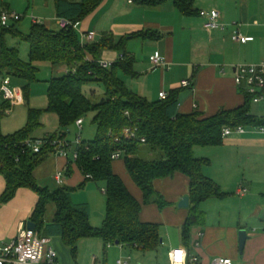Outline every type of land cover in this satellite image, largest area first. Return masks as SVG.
<instances>
[{
	"label": "trees",
	"instance_id": "1",
	"mask_svg": "<svg viewBox=\"0 0 264 264\" xmlns=\"http://www.w3.org/2000/svg\"><path fill=\"white\" fill-rule=\"evenodd\" d=\"M104 1L56 0L57 16L80 24ZM169 1L185 17L200 16L195 7L196 0H134V3L157 7ZM0 30L3 35L10 33L30 44V61L24 62L17 49L9 48L4 41L0 42L1 76L24 80L30 86L38 82L39 64L64 67V75L53 77L48 82L46 112L55 114L60 128L67 132H71L77 120L94 114L93 124L97 127V135L93 141H83L75 164L87 181L105 183L107 213L103 226L94 228L90 223L89 206L71 202V194L75 190L61 187L52 192L39 185L34 172L49 156L51 149L45 147L36 154L25 146L28 139H37L35 133L41 127L43 112L32 109L29 110L26 127L11 135L0 133V175L6 182L0 204L12 202L21 189L36 193L39 200L30 221L36 225L42 237L59 236L71 249L74 259L78 257V244L93 238L102 239L107 246L119 242L143 252H156L162 246L161 226L141 221L143 204L114 172L112 156L121 151L128 174L143 194L144 205L157 204L161 210L165 209L168 203L155 189V182L182 174L189 179L191 211L182 230L183 238H189L192 227L204 225L206 214L199 209L200 204L210 199L225 198L228 194L203 174L209 160L197 158L195 151L198 148L222 146L223 131L227 127L264 126V120L251 114L253 102L250 96L243 94V107L222 111L212 117L198 113L183 115L178 112L177 93L165 100L150 102L128 88L120 74L129 78L138 77L135 59L126 51L128 38L116 40L107 34L98 42L83 43L79 32L73 27L56 32L38 23H33L28 35L22 34L16 25L8 27L0 24ZM134 37L160 39L158 34L150 31ZM107 50L123 55L106 69L100 62ZM90 84H103L105 87L104 96L97 102L84 93V87ZM29 86L22 90L27 103L30 99ZM9 108V103L3 100L0 116H5L3 113ZM126 128L137 129L139 137L145 138L146 143L123 138ZM59 134L49 136L56 138ZM121 137L122 142L116 143V138ZM143 149L152 154L160 153L161 157L144 159L140 156ZM68 173H71V168ZM83 187L85 184L79 189ZM52 205L55 212L51 224H48Z\"/></svg>",
	"mask_w": 264,
	"mask_h": 264
},
{
	"label": "crops",
	"instance_id": "2",
	"mask_svg": "<svg viewBox=\"0 0 264 264\" xmlns=\"http://www.w3.org/2000/svg\"><path fill=\"white\" fill-rule=\"evenodd\" d=\"M34 3L38 6V0H33L32 5ZM44 5L42 10L33 8L32 22L35 19L36 23L51 29L58 18L56 0H45ZM195 7L200 13L218 10L225 28L210 33L205 29V20L201 16L185 17L171 1L157 7H144L131 4L129 0H105L80 23L78 32L80 36L93 34L94 42L100 41L107 34L116 40L128 38L126 51L135 59V70L138 73V77L131 78L135 82L134 93L150 102L160 101L162 93H166L168 98L177 93L180 114L198 113L212 117L222 111L239 109L245 104V97L235 82L236 67L264 63V0H196ZM3 8L12 12L6 4ZM235 30L251 40L245 44L235 42ZM144 31L155 32L160 39L134 37ZM136 40L142 48L141 58L130 48ZM122 55L107 50L102 61L115 62ZM155 55L163 56L170 68L153 69L150 58ZM57 71L64 75L66 68L59 67ZM185 81L191 87L183 88L182 82ZM91 97H96V94L93 93ZM2 104L3 101L0 109ZM251 114L264 120V105H253ZM257 128L249 127V133L245 135L234 134L224 138L222 146L196 149V156L199 153L201 159L209 160V164L203 168V174L228 195L200 204L199 209L206 214L205 223L192 227L187 240L183 238L182 230L191 211L179 207L190 192L186 176L176 174L172 178L155 182V189L168 203L163 210L157 204L144 205L141 190L138 197L134 195L143 204L141 221L160 225L161 233L163 228L166 229L162 233L165 264H170V252L178 248L188 251V264H212L221 257L230 258L233 264H264V134L258 133ZM60 131L63 133L66 130ZM69 137L71 139V132ZM68 164L67 158L49 155L35 170L34 177L39 184V181L50 179L58 186L57 189L66 187L75 191L83 184L85 187L82 189L93 182L86 180L75 163L71 165L69 174L66 171ZM113 169L129 189L124 176L127 180H133L124 160L114 162ZM59 172L64 173L62 185L55 179ZM1 179L0 194L6 189L2 176ZM29 191L32 198L23 207V212L13 217L7 210L8 205L0 211V248L16 239L21 223L30 222L39 198L36 193ZM16 199L17 196L9 204L13 205ZM86 205L90 211L93 210L90 204ZM47 219L48 224H51L53 216L48 215ZM3 222L10 224L6 231L1 225ZM241 231H246L248 235L243 252L240 250ZM49 239L58 253L60 264H79L59 236ZM139 263L145 264L143 259Z\"/></svg>",
	"mask_w": 264,
	"mask_h": 264
},
{
	"label": "rangeland",
	"instance_id": "3",
	"mask_svg": "<svg viewBox=\"0 0 264 264\" xmlns=\"http://www.w3.org/2000/svg\"><path fill=\"white\" fill-rule=\"evenodd\" d=\"M29 2L31 3V5L29 4ZM44 2L45 0H38L37 6L36 3L32 5L33 0H0V16L5 12H9L8 9L3 8V5L6 4L7 7L11 8L12 12H15L23 17L19 24L9 23L8 27L16 25L17 29L22 34L28 35L33 25L32 11L34 9L42 10L43 8H45ZM26 13H28V15H26ZM51 29L56 32L61 30L58 25V18L55 19V24L52 25ZM1 41H4L9 48L17 49L19 51L21 59L24 62L30 61V44L27 41L23 40L20 37H15L10 33L3 35L0 30V42ZM136 42L132 44L130 48L131 51L137 53L138 58H141L142 48H140V45L138 44L139 41L136 40ZM57 69H54V67L50 63L39 64V72L37 75L38 82L30 84V86L29 83L24 80L14 77L11 78L12 84L10 86V89L16 95L15 108L10 114L7 115L6 113H3L5 116H0L1 134L11 135L26 127L28 123L29 110L31 109L43 112V115L41 117V127L35 133V136L37 138H44L47 133L56 134L61 132L57 116L53 113L46 112L48 107V82L53 77L62 76V74L58 72ZM120 76L125 81L128 88L133 91V85L135 83L134 80L125 77L123 74H120ZM3 77L5 76L0 75V86L3 81ZM27 86H29V103H27L22 96V90ZM105 92L106 90L103 84H90L84 87V93L90 98H92L91 96L93 93L96 94V97L92 98L96 102L104 96ZM2 101V98H0V104L2 103ZM93 118L94 114H90L88 117L84 118L85 124L83 126L84 129L81 132V136L84 141L87 142L93 141L97 135V127L95 124H93ZM71 133V139H74L78 134V131L75 127H73L71 129ZM140 156L144 159L154 160L161 157V154H152L147 149H143ZM196 157L201 159V154L197 153ZM124 178L126 179L130 187L129 189L131 194L138 197V195L141 194L140 189L135 185V183H133L129 179L127 180L126 175L124 176ZM0 181H2L1 175ZM39 182V185L41 187L49 188L52 192L57 190L58 188V186L54 184L50 179ZM105 189L106 185L103 182H90L86 186V188L78 189L71 194V202L74 205L90 204L93 209L90 212V223L94 228H101L104 224V218L107 213V196L104 193ZM2 195L3 193L0 194V198ZM31 198L32 194L29 190L25 189L21 191L19 195H17V199L15 200L13 205H10L9 203L0 204V211H2L3 206L5 207L6 205H8L9 207L7 208L9 209L7 210L9 214L14 217L16 214L23 212V207H26L25 205L27 204V202L30 203ZM235 202L237 205L239 204L238 201ZM54 212L55 207L52 205L49 209V217H52ZM100 216H104V218ZM1 225L4 227L5 231L10 227V224H7V222H3V224ZM165 232L166 229L163 228L162 233ZM142 254L147 255L142 256ZM77 256V261L79 262V264H95L94 258L98 260L97 264H117V261L120 259L124 261L130 259V264H140L139 262H142V259L145 264H165L164 251L162 246L156 252L142 253L140 250L124 244H111L107 246L106 243L100 238L82 240L78 244Z\"/></svg>",
	"mask_w": 264,
	"mask_h": 264
},
{
	"label": "built area",
	"instance_id": "4",
	"mask_svg": "<svg viewBox=\"0 0 264 264\" xmlns=\"http://www.w3.org/2000/svg\"><path fill=\"white\" fill-rule=\"evenodd\" d=\"M131 4L134 0H129ZM201 18L205 20V29L208 32H214L216 30H222L225 26L221 23V13L218 10L202 11L200 13ZM23 19L22 16L15 12H5L0 16V24L8 26L9 23L19 22ZM34 23L36 20L33 19ZM58 25L61 30H68L69 28H75L78 31L80 24H75L67 19L58 18ZM81 38L84 42H94L95 37L93 34H82ZM233 40L238 43L245 44L251 39L244 37L238 30H235ZM122 58V57H121ZM153 69H169L170 65L168 61L160 55H155L150 58ZM114 62L101 61L100 65L103 68H110ZM235 82L240 87L243 94H246L252 98L253 105H264V63L259 65H239L236 67ZM12 84L11 77L7 76L3 79L0 86V98L5 102H8L10 108L5 110L8 115L15 107L16 95L10 89ZM183 88L191 87L188 81L182 82ZM161 100L168 98L166 93L160 94ZM2 112V110L0 109ZM84 119L77 120L75 128L78 134L74 139H70L69 131L59 134L56 138H52L49 135L44 138H37L35 140L28 139L25 142V146L31 149L34 153L39 154L45 147H49L51 151L49 155L67 158L69 160L66 171L71 168L78 159V149L83 144V138L81 132L83 131ZM258 133L264 134V126L257 128ZM249 133L245 127L230 128L227 127L223 131V138H228L231 135L239 134L245 135ZM123 138H131L138 140L142 144L146 143V139L139 137L137 129L126 128L122 135ZM121 138H116V143L122 142ZM123 153L121 151L115 152L112 156L114 162L122 160ZM64 173L59 172L56 174L55 179L59 185L63 184ZM89 178V177H88ZM104 193L106 191L104 190ZM97 259L94 258V261ZM195 261H197L195 259ZM170 264H188L189 253L185 248H178L170 252L169 254ZM0 264H60L57 251L51 246V240L46 237H42L37 230H31L28 228V223H21L18 229L16 239L9 245L0 248ZM117 264H130V259L124 261L122 259L117 261ZM212 264H233V260L230 258H217Z\"/></svg>",
	"mask_w": 264,
	"mask_h": 264
},
{
	"label": "water",
	"instance_id": "5",
	"mask_svg": "<svg viewBox=\"0 0 264 264\" xmlns=\"http://www.w3.org/2000/svg\"><path fill=\"white\" fill-rule=\"evenodd\" d=\"M104 100H102V103H103ZM181 209H189L190 207V198L189 197H186L181 203H180V206H179ZM100 217H103L104 216H100ZM28 228L31 229V230H36V225L33 223V222H29L28 223ZM248 240V235H247V232L246 231H241L240 232V250L241 252L244 251V248H245V245H246V242ZM116 245H120L119 242L116 243Z\"/></svg>",
	"mask_w": 264,
	"mask_h": 264
}]
</instances>
